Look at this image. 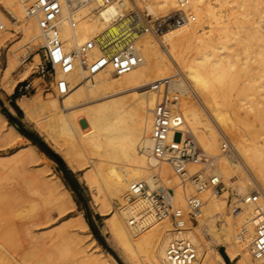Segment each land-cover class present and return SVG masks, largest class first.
I'll return each mask as SVG.
<instances>
[{
    "label": "bare ground",
    "instance_id": "obj_1",
    "mask_svg": "<svg viewBox=\"0 0 264 264\" xmlns=\"http://www.w3.org/2000/svg\"><path fill=\"white\" fill-rule=\"evenodd\" d=\"M188 1V8L195 20L169 28L161 39L143 30H130L133 18L129 11L132 7L138 8L136 0H121L106 11L99 9L97 0H68L58 25L67 51L74 50L110 28L111 31L125 34L114 51L132 42L142 61L130 72L119 76L111 67H107L87 78L85 70L78 66L68 77L71 86L66 96L44 98L40 93L32 97L23 96L19 106L27 117L35 120L50 137L64 146L78 166L87 165L85 176L109 198L108 210L113 209L107 218L109 231L126 257L136 260L143 252L148 264H167L166 250L176 235L173 224L168 219L157 221L148 218L130 226L131 218L142 204L130 203L129 184L144 180L154 188L157 176L163 177L167 183L174 185L175 202L182 208L186 206V196L195 192L192 186L183 192L180 179L173 169L167 163L156 165L150 154L152 110L157 98L149 87L159 79L173 78L174 88L182 96L180 112L184 117L185 130L207 156L215 159V172L226 184L223 193L210 190L203 193V216L196 225L189 223L185 228L184 234L197 248V261L194 264H224L225 258L217 249L218 245L225 247L227 256L234 259L235 264H264L252 253L255 236L253 211L243 207V211L227 213L229 188H235L241 197L234 201L239 206H242V198L253 191L259 190L264 194V136L262 133L259 136L250 134L253 120H261V124H264V84L255 89L254 84L258 79L253 81L249 76L254 61L264 74V8H260L264 0ZM178 2L141 0V6L151 14H158L160 11L174 10ZM27 6L25 0H0V23L8 26L0 38V45L10 40L3 74L10 93H13L18 80L28 77L30 67L39 63L40 55L37 54L33 65L27 64L23 71L17 70L19 65L27 62L36 42L46 43L37 18L27 13ZM224 8H228V15L221 14ZM235 9L239 11L233 12ZM255 15H259V18H255ZM11 28L20 30L21 36L15 37ZM162 43L167 44V51L162 48ZM94 54H99V50H95ZM179 69L184 73L182 76ZM15 73H18L19 79L15 78ZM80 113L84 114L87 129L79 121ZM222 131L235 140L237 147L235 143L233 145L241 154L240 158L237 153L223 151L225 136ZM0 133L8 139L24 138L2 113ZM17 154L28 162L34 161L38 152L34 145H28ZM25 161L23 159L20 163L27 164ZM197 168L195 164L189 165L191 171ZM43 185L49 203L55 204L62 213L74 209L75 200L60 180L44 179ZM4 193H0V199H3L0 203L6 202L5 198L10 192L6 196ZM26 200L19 201L22 205L18 209L16 207L19 205L15 206L19 215L27 207L23 204ZM7 212L1 213L4 214L2 216L5 217ZM51 217L47 214L41 220ZM1 220L0 264H28L24 259L22 261L19 254L23 244L18 250L14 240L20 234L15 232V228L13 231L17 234L13 237V231L6 228L14 223L11 221L13 218L5 221L6 226L3 222L5 219ZM69 228L62 229L52 237L55 242L51 239L57 247L59 254L56 252V255L59 258L74 257L77 253L79 258L75 256L74 264H108L105 256L94 249L99 247L96 240L91 238L94 247L86 242L91 235L90 227L81 213L76 220H72ZM42 262L30 261V264Z\"/></svg>",
    "mask_w": 264,
    "mask_h": 264
},
{
    "label": "built area",
    "instance_id": "obj_2",
    "mask_svg": "<svg viewBox=\"0 0 264 264\" xmlns=\"http://www.w3.org/2000/svg\"><path fill=\"white\" fill-rule=\"evenodd\" d=\"M25 1L28 5L27 13L37 18L46 37V43L39 54L40 63L37 65V74L45 83V91L58 97L66 96L71 86L68 77L78 66L85 70L87 78H91L107 67H111L119 76L130 72L141 63L142 58L132 42L114 51L125 34L111 31L110 28L78 45L74 50L67 51L58 25L68 0ZM97 1L101 11L121 2ZM188 6V0H179L175 12L160 18H153L141 9L133 7L129 11L133 18L130 30H143L147 34L159 36L166 29L195 20ZM75 25L73 22V26ZM7 30V24L1 22L0 38ZM95 50H99V54L95 55ZM149 88L157 98L152 110L151 158L156 165L167 163L173 169L180 179L183 192H187L191 186L195 187V192L190 195L186 193V206L182 208L175 202V188L167 187L161 177L157 176L154 188L144 180L132 181L129 184V201L131 204L141 203L142 206L131 218L129 225L135 226L148 218L157 221L170 220L176 235L166 250L167 264H194L197 261V248L184 234L185 228L189 223L196 224L203 216V193L206 190L221 193L225 190V184L215 172V159L207 156L185 130L184 117L180 112L182 96L174 88L173 78L159 79ZM33 89L31 82L20 86L24 93ZM223 151L237 153L228 137L223 140ZM190 164H195L198 168L191 171ZM241 204L242 206H239L231 198V211L235 214L243 211V207L253 211L255 236L252 253L256 259L264 262V194L259 190L253 191L242 198Z\"/></svg>",
    "mask_w": 264,
    "mask_h": 264
},
{
    "label": "rangeland",
    "instance_id": "obj_3",
    "mask_svg": "<svg viewBox=\"0 0 264 264\" xmlns=\"http://www.w3.org/2000/svg\"><path fill=\"white\" fill-rule=\"evenodd\" d=\"M136 3L139 9H141L145 13H148L153 18L163 17L167 13H169V11L171 14L175 12L176 9L178 8L177 6L174 10H169L166 12L160 11L158 12V14H151L146 10V8H144L143 5L141 6V0H136ZM262 7L264 8V2L261 4L260 8ZM131 9H133V7ZM227 9L228 8H224L223 11L225 12L226 10V12L225 13L223 12L224 14L223 13L221 14L228 15L229 13ZM237 11L239 10H236V9L233 10V12H237ZM255 18H259V15H255ZM167 30L168 29L164 30L156 38L163 39ZM10 31L15 33V37L21 36L20 30L16 31L14 28H11ZM9 44H10V40H7L4 44L0 45V113H2L7 118L8 122L11 125H13L23 135L24 138L21 139L18 137H13V139H10V138L8 139L7 137H3V135H1L2 133H0V193L5 192L4 194L6 196L7 192H10L7 194L5 198L6 202L1 201L0 203V214L7 212V210H9L8 211L9 214L7 212V214H5V217L2 216L4 214H1L0 221H2L1 218L5 219L3 220V222H4V225L6 226L7 223H5V221L7 220V222H9L13 218V220L11 221H13L14 223L12 225L9 224L8 226H6V228H10L12 231L16 228L18 231L15 229V232H18V234H20L16 236L17 233L13 231V237L16 236L14 240L17 243L18 250L23 244L22 246L23 250L22 249L19 250L20 258L22 259L23 262L25 260L26 263L28 264H30V261L36 263L39 260L43 261L42 264L43 263L44 264H74L73 260L76 257H77L76 259L79 258V256H77V253H75L74 257H72L73 255L68 256L67 257L68 259L59 258V256H57L59 253L56 250L57 247L55 248L56 245L54 246L53 242L55 241H53L52 237H54L55 235H58L59 232L62 231V229L70 230L69 224L72 222V220H76L77 217L79 216V213H81L83 217L86 219V221L88 222L89 227H90L89 232L91 233V235L87 237L86 242L90 243L91 246L94 247L95 243H91V238L93 237L99 246V247H94V249L97 252H101L103 256H105L108 264H148V259L145 253L143 252L138 255L136 260H130L129 258H127L121 246L118 244V241L110 233L107 218L108 216L112 214L113 209L108 210L107 203H108L109 198L105 196V192H99L96 184L94 182L90 183L87 177L85 176L87 165L78 166L77 163L73 160V157L67 153L64 146H62L56 140L50 137L48 133L46 132V130L43 129L40 125H38L35 120H32L31 118L27 117L24 111L19 106V100L23 96L32 97L33 95L40 93L41 96L44 98H46L47 96L57 97L55 94L44 90L45 83L43 79L40 77V75L37 74V65L40 63V56H38L39 63H37V65H33V62H32L35 56L37 54H40L43 44L36 42L35 46L33 47L32 54L28 58L27 62L19 65L17 69L18 71H23L27 64L30 66L31 65L33 66L30 67L31 69L29 71L28 77H26L24 80H21V81L18 80V83L13 93L9 92L8 83L3 79L4 68L7 64V46ZM166 46H167L166 43H162V48L164 49V51L168 48V46L167 47ZM241 56L242 58H244V53H242ZM252 61H254V59ZM254 63L257 65L256 61L251 63L252 67H251L249 76L251 77L250 79L253 81H256L258 79L257 83L254 82L256 83L254 84L256 85L255 89H257V87L259 88L260 84H264V74L262 71H260L258 66H256ZM175 72L173 74H175ZM179 72L180 73L182 72L181 69H179ZM182 74L184 73L182 72L180 76H182ZM17 76H19L18 73H15V78L19 79V77ZM26 82H31L32 85L34 86V89L31 90L30 92L24 93L20 90V86L24 85ZM256 91L257 90H255V92ZM263 91H264V88H263ZM251 98L256 99L255 96H252ZM79 121L82 123L85 129L88 128V124L84 120L83 113H80ZM260 121L261 120L252 121L251 123L252 127L250 128V134L252 135L258 134L259 136V134L262 133L264 136V124H261ZM223 135L225 137H228L230 141L232 143H235L234 145L237 147L236 142H234L235 140L232 138L231 135L225 132H223ZM28 145H34L38 152V155L34 156L35 158L34 161L26 162L25 158L23 156L19 157L17 152L21 150V148L28 147ZM199 147L201 148L200 145ZM237 156L239 158L241 157V154L238 152V150H237ZM23 159L25 163L27 164H24L23 162L22 163L23 165H22L20 163L21 161H23ZM12 166H13V169L11 170L10 168ZM7 168L8 170H6ZM44 179L46 180L56 179V181L60 180L63 183V187L69 191L71 197L75 200V203H76L72 211L62 213L55 204L49 203L46 200V192L42 188V186H44L43 185ZM163 181L167 187L174 186L171 183L170 184L167 183V181L164 178H163ZM36 183L41 185L40 189L38 188L39 185H37ZM225 189H226V184H225ZM234 189L235 188H233V190L232 188H229L231 195L230 194L228 195L229 200L227 198L228 205H229V208L227 209L228 214H230L231 212V208H230L231 198L234 199V201L237 200L238 198H241L238 196L236 190ZM12 191H14L16 194L13 192L14 193L13 195ZM8 195H12L11 196L12 198ZM5 196H3V198ZM21 199L23 200L27 199L26 201H28V203L26 201L25 203L23 202V204L27 205V207L25 208L24 212L19 215L17 209L20 207V205H22L21 202H20L21 204L19 203ZM0 200H3V199H0ZM7 201L12 202V203L9 204ZM29 201H31V203ZM6 203H8L7 204L8 207H10L11 205L12 208L11 207L8 208ZM3 204H5L6 206L5 205L3 206ZM17 204L19 206H17L16 207L17 209H16L15 206ZM113 205L116 206L115 203H113ZM14 208L16 209V211H14L15 210ZM13 214H15V216ZM47 214L50 217L51 216L52 217L45 219V221H42L41 217L46 216ZM45 223H48V224H45ZM14 224H15V227H12L14 226ZM24 224L26 225L24 226ZM40 224H43V225H40ZM26 228H29V229H26ZM19 237H20V240H19ZM51 239L53 242L51 241ZM29 249L30 251H28ZM217 249L219 250L220 253H222V255L225 254L227 256L224 246L218 245ZM56 252H57V255H56ZM25 253H27L26 258H25ZM47 255L48 256L51 255L52 257L48 259ZM33 257L35 258L33 259ZM60 259L63 261H61ZM229 261L230 262L228 263L225 260L224 264H235L234 259L231 260L229 258Z\"/></svg>",
    "mask_w": 264,
    "mask_h": 264
},
{
    "label": "trees",
    "instance_id": "obj_4",
    "mask_svg": "<svg viewBox=\"0 0 264 264\" xmlns=\"http://www.w3.org/2000/svg\"><path fill=\"white\" fill-rule=\"evenodd\" d=\"M223 256H224L225 260L229 263L230 262L229 258L225 254H223Z\"/></svg>",
    "mask_w": 264,
    "mask_h": 264
}]
</instances>
